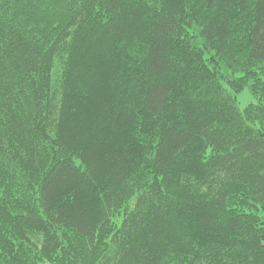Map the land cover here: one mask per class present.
Listing matches in <instances>:
<instances>
[{
  "label": "trees",
  "instance_id": "1",
  "mask_svg": "<svg viewBox=\"0 0 264 264\" xmlns=\"http://www.w3.org/2000/svg\"><path fill=\"white\" fill-rule=\"evenodd\" d=\"M0 264H264V0H0Z\"/></svg>",
  "mask_w": 264,
  "mask_h": 264
},
{
  "label": "rangeland",
  "instance_id": "2",
  "mask_svg": "<svg viewBox=\"0 0 264 264\" xmlns=\"http://www.w3.org/2000/svg\"><path fill=\"white\" fill-rule=\"evenodd\" d=\"M238 100H239L240 105L243 107L249 104L250 102L254 101V98L246 90L238 96Z\"/></svg>",
  "mask_w": 264,
  "mask_h": 264
}]
</instances>
